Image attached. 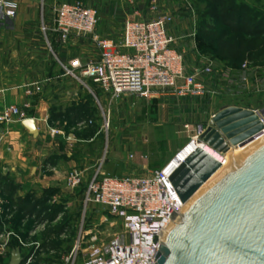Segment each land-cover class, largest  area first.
<instances>
[{"label": "crops", "instance_id": "0c3cea01", "mask_svg": "<svg viewBox=\"0 0 264 264\" xmlns=\"http://www.w3.org/2000/svg\"><path fill=\"white\" fill-rule=\"evenodd\" d=\"M76 1L80 0H15L16 18L0 20V115L8 108H20L29 119L36 121L39 133L35 138L16 118L7 125L0 124V179H15L18 184L30 180L29 184L39 189L40 186L49 187L52 179L64 181L66 174L72 170H79L84 179H90L102 162L107 175L136 177L150 176L171 162L169 158L154 161L147 154V157H142V154L121 162L108 157L103 160L75 159L68 151L72 132L82 127L98 131L99 109L102 110L110 100H113V105H121L128 97L114 99L97 89H93L92 94L67 73L73 61H96L100 54L94 36L72 37L69 44H62L52 32L53 8L62 2ZM151 1L154 0H111L98 12L100 26L95 35L109 39L119 47L121 40L114 34L121 31L123 36L126 20L151 21L167 16L168 9L161 7L160 0H156L155 5L152 3L157 7L155 11L150 7ZM47 17L50 20L48 23L45 21ZM175 19V23L169 26V32L176 40V50L184 55L188 74L207 67L213 71L226 68L212 54L198 51L195 41L198 17L190 15ZM244 65L254 71L264 68H254L249 62ZM214 73L197 76L206 90H211L214 79L219 78ZM81 88L86 92H82ZM152 100L159 115L165 116L164 121L168 116L170 123L185 129L188 126L190 133H194L200 125H209L220 111L211 110V95L208 93L196 96L167 93ZM52 129L60 134L53 136ZM94 138L92 136V140ZM80 154L84 156L86 153ZM18 209L16 206L5 208L0 204V219L11 217L6 216V211ZM1 237L6 239L8 236L0 232Z\"/></svg>", "mask_w": 264, "mask_h": 264}, {"label": "built area", "instance_id": "2783aa9c", "mask_svg": "<svg viewBox=\"0 0 264 264\" xmlns=\"http://www.w3.org/2000/svg\"><path fill=\"white\" fill-rule=\"evenodd\" d=\"M156 9L152 6V10ZM53 15L52 32L62 44H69L72 37L94 36L100 51L98 59L87 63L75 60L67 69V73L92 94L93 87L114 99L126 96L154 99L167 93L196 96L206 92L197 76H210L213 69L207 67L187 73L184 55L176 50V40L169 32V26L175 23L172 16L151 21L127 20L118 47L113 41L95 35L99 26L98 11L81 0L57 4ZM16 16L15 0H0V20ZM245 68L247 65L243 66ZM15 118L22 122L29 119L23 110L11 107L0 115V124L7 125ZM205 130L204 126H198L191 142L199 141ZM51 133L60 134L53 129ZM173 161L147 177L110 176L104 173L103 162L100 164L89 179L83 203L87 208L90 205L105 208L119 225L120 232L108 242L93 245L84 264L157 263L161 236L174 216L180 218L184 208L171 182L176 170ZM220 161L224 166L225 157ZM66 179L72 190L84 183L79 170L69 171ZM8 253L6 245H0V258Z\"/></svg>", "mask_w": 264, "mask_h": 264}, {"label": "rangeland", "instance_id": "374dc122", "mask_svg": "<svg viewBox=\"0 0 264 264\" xmlns=\"http://www.w3.org/2000/svg\"><path fill=\"white\" fill-rule=\"evenodd\" d=\"M81 1L100 13L111 0ZM155 1H151L150 7L152 3L155 5ZM160 1L161 7L168 9L167 16L174 20L190 15L199 19L210 5L206 0ZM226 1L235 2L257 22L264 21L263 0ZM45 21L48 23L50 20L47 17ZM114 35L122 40L121 31ZM213 73L219 78L214 79L212 89L205 92L211 95L212 111L224 107L254 111L264 108V68L260 71L247 68L242 72L217 68ZM81 90L86 92L84 88ZM112 101L99 109L98 131L82 127L72 132L71 147L67 149L75 159L103 160L108 157L121 162L147 154L154 161L167 158L172 161L191 142L194 133L170 123L168 116L164 121L165 116L159 115L152 99L128 96L121 105H113ZM207 126L204 125L205 128ZM57 147H61L59 143ZM81 152L86 154L82 156ZM15 181L0 179V204L5 208H19L14 212L6 211V216L11 217L0 219V232L8 236L0 241V245H6L9 251L7 258H0L1 264H9L14 249L22 252L23 264H84L93 245L108 242L120 232L119 225L105 208L97 205L85 207L83 195L89 179L85 178L81 187L74 191L69 189L66 178L59 182L52 179L49 187L40 186L39 189L32 187L30 180L19 184Z\"/></svg>", "mask_w": 264, "mask_h": 264}, {"label": "water", "instance_id": "95a60500", "mask_svg": "<svg viewBox=\"0 0 264 264\" xmlns=\"http://www.w3.org/2000/svg\"><path fill=\"white\" fill-rule=\"evenodd\" d=\"M23 126L38 137L35 120ZM199 142L171 177L186 211L161 241L156 264H264V108H222ZM252 143L216 176L221 158ZM24 261L14 249L9 264Z\"/></svg>", "mask_w": 264, "mask_h": 264}, {"label": "trees", "instance_id": "16d2710c", "mask_svg": "<svg viewBox=\"0 0 264 264\" xmlns=\"http://www.w3.org/2000/svg\"><path fill=\"white\" fill-rule=\"evenodd\" d=\"M206 1L210 5L199 17L195 37L198 51L236 72L247 62L264 66V21L249 17L235 2Z\"/></svg>", "mask_w": 264, "mask_h": 264}, {"label": "bare ground", "instance_id": "6f19581e", "mask_svg": "<svg viewBox=\"0 0 264 264\" xmlns=\"http://www.w3.org/2000/svg\"><path fill=\"white\" fill-rule=\"evenodd\" d=\"M260 140V139H259ZM257 142V141H256ZM256 143H252L244 148H238V149H232L228 154L225 155V164L223 169H221L219 171V173L216 175L218 176L219 174H221L223 171H225L226 169H228L231 164L233 163V160L235 157L238 156H242L249 148H251L252 146H254ZM202 143H200L199 141H193L190 142L184 149H182L178 154V158H174L173 160V164L174 166L177 168L179 167V165L184 162L187 157L193 153L198 147H201ZM177 154V155H178ZM175 160H176V164H175ZM215 178V177H214ZM186 211V206L184 205V208L182 210V212ZM180 222V218H178L176 221H172L169 226L166 228V230L163 232L162 236H161V241L165 242V239L167 237L168 232L173 228V226H177L178 223Z\"/></svg>", "mask_w": 264, "mask_h": 264}]
</instances>
